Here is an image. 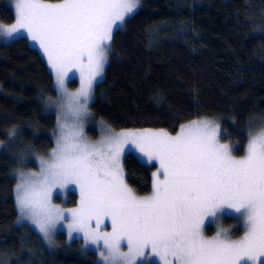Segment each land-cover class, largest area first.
Wrapping results in <instances>:
<instances>
[{
  "label": "snow or ice",
  "instance_id": "snow-or-ice-1",
  "mask_svg": "<svg viewBox=\"0 0 264 264\" xmlns=\"http://www.w3.org/2000/svg\"><path fill=\"white\" fill-rule=\"evenodd\" d=\"M141 0H15V23L0 24V42L26 33L39 44L55 73L58 97L56 144L39 172H20L15 200L20 217L51 242L57 224L69 238L82 233L95 245L101 264H264V126L249 127L244 155L221 143L219 125L207 119L181 125L172 135L158 131L105 132L98 144L83 132L94 82L101 77L114 29H122ZM80 74V88L66 87L68 73ZM264 124V122H261ZM11 135H15L12 132ZM138 150L158 162L149 196L125 183L121 158ZM74 185L79 207L67 214L52 204L56 189ZM231 217L243 235L205 224Z\"/></svg>",
  "mask_w": 264,
  "mask_h": 264
},
{
  "label": "trees",
  "instance_id": "trees-1",
  "mask_svg": "<svg viewBox=\"0 0 264 264\" xmlns=\"http://www.w3.org/2000/svg\"><path fill=\"white\" fill-rule=\"evenodd\" d=\"M14 20L1 5L0 23ZM110 47L90 110L111 130L176 134L181 125L215 119L241 156L249 127L263 125L264 0H141ZM56 96L44 58L25 38L0 45V264H100L82 240L60 232L48 242L16 209L18 174L37 170L55 147L57 118L46 101ZM155 168L125 157L136 195L152 192Z\"/></svg>",
  "mask_w": 264,
  "mask_h": 264
},
{
  "label": "rangeland",
  "instance_id": "rangeland-1",
  "mask_svg": "<svg viewBox=\"0 0 264 264\" xmlns=\"http://www.w3.org/2000/svg\"><path fill=\"white\" fill-rule=\"evenodd\" d=\"M45 3H49V2H45ZM57 3H59V2H57ZM1 5H5V6L11 8L12 11L14 12V14H15V0H0V6ZM14 23H15V20H14V22L12 24H14ZM12 24H10V25L2 24V25L11 26ZM117 30L118 29H114L113 34H112V37H113L114 33ZM18 38H25L28 41V43L31 45V47L34 48V49H36L42 55V57L44 58L47 66H48V69L50 70V72H51V74H52V76L54 78L55 89H56V92H57V96H56V99H57V97H58V91H57V86H56L55 73L51 69V67H50V65L48 63L47 57L43 53V50L39 47V44L37 42H35V41H32L27 36L26 33H23L22 35L17 36L15 39H18ZM0 40H3V38H0ZM12 41L13 40L3 41V42H0V45L8 44V43H10ZM108 59H109V53H108ZM107 63H108V60H107ZM107 63H106V65H107ZM106 65L104 67V71H103L102 76L101 77H97L96 78V81L94 82L93 92L91 94V97H90L89 103H88L89 115L85 118L84 123H83V132H84V135L86 136L87 140L90 143H92V144H98L101 140H103L105 138V132L108 130V127L106 126V124H104L101 121H96V120L93 119L92 114H91V110H90V106H91V104L93 102V99H94V89H95V86L104 79ZM68 77H70V79L66 80V87H67L68 91L71 92V93H74V92L78 91L79 88H80V86H81L79 72L76 71L75 69H73L72 71H70L68 73ZM72 84H73V87L71 86ZM53 110H54L55 115H56V118H57L58 106L55 103H53ZM207 120L213 121L215 124L219 125V139H220V142L221 143H226V142H224L222 140V137H221V126H220V122L218 120H215V119H207ZM197 121H199V120H197ZM261 121H263V120H261ZM190 123H188V124H190ZM188 124H186V125H188ZM262 126H264V124L261 125V126H256L253 129H256V128H259V127H262ZM57 129H58V124L56 126V134H57ZM93 131L96 132V133H98L96 135V138H94L91 135V133ZM123 131H137V130H123ZM139 131H142V130H139ZM154 131H158V130H154ZM112 132L113 133H120L122 131H112ZM172 135H175V134H172ZM55 144H56V135H55ZM226 144H228V143H226ZM127 154H133L142 164L156 166L154 172H156L157 169L159 168L158 162L153 161L151 164L147 163L146 162V160H147L146 157H142L141 154L138 152V150H136V149L132 148L131 146H129V148H126L125 149V154L121 158V162H122V166H123L124 181H125V183L127 185H128V183H127V180H126V173H125V170H124V159H125V156ZM234 155H236V154H234ZM243 155H241V156H243ZM236 156H237V158H240L241 157L240 155H236ZM47 158L48 157H46V158H39L38 159V169L37 170H25L24 173L39 172L41 159H45L46 160ZM154 179L155 178L153 177V183H154ZM18 181H19V176H18ZM18 181H17V183H18ZM151 193L148 194V195H143V196L137 195V196L138 197H145V196L151 195ZM70 194L76 195V199H75L76 204L75 205L72 204L73 198L70 197ZM15 202H16V200H15ZM79 202H80L79 189L76 188L74 185H70L67 189H63V190L56 189L52 193V204L55 205L56 207L60 208L61 210H63L65 212V214H67L72 209L78 208L79 207ZM16 209H18L17 208V205H16ZM18 214H19V210H18ZM19 216H20V214H19ZM21 221L29 224L36 231H38L40 233V231L38 230V228L35 225H33L30 220L22 219L21 218ZM229 222H231V223H229ZM221 229H223L225 231H230V234H231V236H232L233 239H239L243 235V232H244V229L242 227V222L237 221L236 219L231 218V217H225V218H222L219 223H208V222H206L204 234H205V236L207 238L211 239L213 236H215V234L217 233V231H219ZM60 232L66 234L67 238L70 241L71 240H75V239L82 240L83 243H84V247L85 248H87L89 250H93L96 253V256L98 258V261L101 264L99 253L96 251V246L95 245H91V244H88L87 246H85V241L83 239V234L82 233L73 232L72 233V238L71 239L69 238V233H68V228H67V222L66 221L57 224L56 230L51 234V242L54 240L55 236L58 233H60ZM40 234L43 236L42 233H40Z\"/></svg>",
  "mask_w": 264,
  "mask_h": 264
}]
</instances>
